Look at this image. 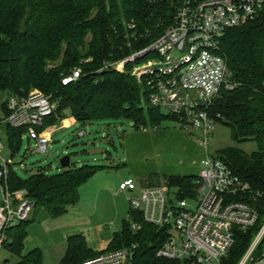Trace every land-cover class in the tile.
Listing matches in <instances>:
<instances>
[{"label":"trees","instance_id":"obj_1","mask_svg":"<svg viewBox=\"0 0 264 264\" xmlns=\"http://www.w3.org/2000/svg\"><path fill=\"white\" fill-rule=\"evenodd\" d=\"M175 7L171 0H0V96H27L35 90L49 96L56 110L45 121L44 129L68 115L81 125L122 120L132 122L135 128L148 124L158 128L166 121L179 124L177 117L150 105L145 89L129 72L106 69L160 38L174 24ZM218 53L227 61L230 80L236 88L223 90L210 113L221 115L218 123L231 130L234 143L257 145L252 153L237 147L215 153L248 183L252 193L242 199L259 211L257 225L237 235L230 252L235 263L264 222V14L227 31ZM75 69L81 71L80 78L63 86L62 79ZM7 133L10 145L18 151L24 131L7 126ZM101 169L104 168L71 163L70 168L56 175L38 172L23 181L13 171L10 179L14 189L27 191L34 210L58 217L78 204L80 188ZM165 186L179 199L193 198L198 177L171 176ZM32 220L10 232L12 242L7 249L20 257L17 264H44L39 248L23 255L26 229ZM131 220L141 229L133 232ZM167 237L166 230L146 223L141 212L130 208L129 221L101 253L136 245L133 264H181L157 257ZM101 253L89 246L84 235H73L67 239L60 264H83Z\"/></svg>","mask_w":264,"mask_h":264},{"label":"built area","instance_id":"obj_2","mask_svg":"<svg viewBox=\"0 0 264 264\" xmlns=\"http://www.w3.org/2000/svg\"><path fill=\"white\" fill-rule=\"evenodd\" d=\"M160 1L165 0H150ZM173 4L174 24L160 38L106 69L124 70L127 65L145 61L135 68V75L150 105L177 117L185 130L198 136L197 141L205 150L198 186L195 196L189 199L177 198L167 186L139 188L132 180L121 184L120 191L132 194L130 208L141 212L146 223L168 232L158 258L181 264H264V222L246 251L232 263L230 252L238 233L257 225L259 211L242 199L252 193L248 183L209 152L221 119L220 114L210 113L212 106L223 90L236 88L230 80L227 61L218 53L221 43L227 31L264 14V0H176ZM80 76L81 71L75 69L61 83L73 84ZM0 101V124L23 130L39 152L46 153L49 138L44 124L54 114L56 103L37 90L21 97L0 96ZM85 134L80 131L78 137ZM4 151L0 140V254L12 242L10 232L34 213V202L27 197V191L14 189L11 184L13 161L4 156ZM130 227L133 232L141 229L132 220ZM136 249L133 245L107 251L83 264H133Z\"/></svg>","mask_w":264,"mask_h":264},{"label":"rangeland","instance_id":"obj_3","mask_svg":"<svg viewBox=\"0 0 264 264\" xmlns=\"http://www.w3.org/2000/svg\"><path fill=\"white\" fill-rule=\"evenodd\" d=\"M145 61L133 64L132 68H118L120 73L129 72L133 77L135 68ZM128 69V70H127ZM137 79V78H136ZM2 101H0L1 112ZM71 118L69 115L67 119ZM62 121L47 131L49 138L46 153L39 152L34 141L22 134L18 151L11 145L7 124H0V140L5 146L4 156L13 161L14 173L28 181L38 172L56 175L62 172L60 160L71 157L77 167L91 165L102 167L79 190V204L70 207L63 216L52 217L41 209L34 211L32 223L27 227V240L23 255L39 248L44 264H58V259L67 248L70 236L81 234L95 252L109 247L113 235L120 232L124 222L129 221V199L132 194L120 191L125 181L132 180L139 188L165 187L171 176H199L205 150L199 145L198 136L182 129L179 124L166 121L153 130L141 126L135 128L127 120L74 124L65 127ZM85 131L84 137H78ZM237 147L246 153L257 150L254 142L236 144L231 130L218 123L209 148L211 154L222 149ZM191 205V204H190ZM20 257L5 248L0 254L4 261L17 264Z\"/></svg>","mask_w":264,"mask_h":264},{"label":"crops","instance_id":"obj_4","mask_svg":"<svg viewBox=\"0 0 264 264\" xmlns=\"http://www.w3.org/2000/svg\"><path fill=\"white\" fill-rule=\"evenodd\" d=\"M61 123H62L65 127H67V126H70V125H74V124H76L77 122H76L73 118H68V119L63 120ZM47 128H48V130H51L52 128H54V126L47 127ZM45 130H46V128H45ZM78 204H79V203H78ZM78 204H77V205H78ZM75 206H76V205H75ZM75 206H73V207H75ZM76 235H77V234H76ZM93 250H94V249H93ZM65 253H66V251L63 253V255H61V256L59 257V259H58V264H60V262H61V260L63 259ZM43 261H44V259H43Z\"/></svg>","mask_w":264,"mask_h":264},{"label":"water","instance_id":"obj_5","mask_svg":"<svg viewBox=\"0 0 264 264\" xmlns=\"http://www.w3.org/2000/svg\"><path fill=\"white\" fill-rule=\"evenodd\" d=\"M176 0H171L172 3H174ZM60 166L62 169H68L71 166V157L65 156L60 160Z\"/></svg>","mask_w":264,"mask_h":264}]
</instances>
